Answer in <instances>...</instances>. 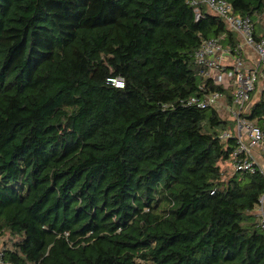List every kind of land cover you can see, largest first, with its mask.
I'll list each match as a JSON object with an SVG mask.
<instances>
[{
	"label": "trees",
	"instance_id": "obj_1",
	"mask_svg": "<svg viewBox=\"0 0 264 264\" xmlns=\"http://www.w3.org/2000/svg\"><path fill=\"white\" fill-rule=\"evenodd\" d=\"M187 1L0 0L4 264H264V176L220 168L233 93L193 57L241 40ZM223 1L264 38V0ZM257 74L246 118L264 131ZM211 92L218 105L187 106Z\"/></svg>",
	"mask_w": 264,
	"mask_h": 264
},
{
	"label": "built area",
	"instance_id": "obj_2",
	"mask_svg": "<svg viewBox=\"0 0 264 264\" xmlns=\"http://www.w3.org/2000/svg\"><path fill=\"white\" fill-rule=\"evenodd\" d=\"M195 21L201 17V7L219 16L227 25L229 31L235 33L241 40L233 50L222 45L223 37L201 41L194 52V63L204 69V76L212 81L214 86L232 90L231 105L226 108L233 121V132L226 130L219 135L220 140H235V148L230 155V165L233 173L253 174L256 171L264 176V169L258 164L256 152L262 151L264 157V131L246 117L249 114L251 94L255 90L257 73L264 67V38L256 41L253 37L254 25L249 18H238L232 15L229 4L223 0H188ZM248 49L254 57L248 64L243 50ZM248 56V55H246ZM107 84L116 89L123 87L121 78H109ZM223 95L218 92L191 97L188 107L206 110L220 103ZM253 213L258 226L264 235V191L258 198ZM0 264L2 251H0Z\"/></svg>",
	"mask_w": 264,
	"mask_h": 264
},
{
	"label": "rangeland",
	"instance_id": "obj_3",
	"mask_svg": "<svg viewBox=\"0 0 264 264\" xmlns=\"http://www.w3.org/2000/svg\"><path fill=\"white\" fill-rule=\"evenodd\" d=\"M246 57L249 58V61H246V62L248 64H251V62L253 61L254 57L252 55L251 56H246ZM257 86H258V84H257ZM254 96H256V94ZM221 115H222V117L227 119V117H226L225 113L223 112V110L221 112ZM227 121L232 126L231 129H233V123L230 120V118H228ZM258 152H259V157H258V159H259L258 162L259 163L258 164L264 169V158H263V155H262L263 153H262V151H258ZM220 168L222 169V171H224V173H226V175H227L226 177H229L233 173V170H232V167H231L230 163H227V164L226 163H221L220 164ZM254 214L255 213H253V216L255 217ZM9 246H10V238H9L8 235H5L4 237L0 238V251H3L4 248H9Z\"/></svg>",
	"mask_w": 264,
	"mask_h": 264
},
{
	"label": "crops",
	"instance_id": "obj_4",
	"mask_svg": "<svg viewBox=\"0 0 264 264\" xmlns=\"http://www.w3.org/2000/svg\"><path fill=\"white\" fill-rule=\"evenodd\" d=\"M243 53H244V55L246 56V55H248V56H251V52L248 50V49H244L243 50ZM248 57H246V59H247ZM249 61V60H248ZM256 156H258L259 157V152H256ZM257 157V158H258ZM259 160V159H258Z\"/></svg>",
	"mask_w": 264,
	"mask_h": 264
}]
</instances>
